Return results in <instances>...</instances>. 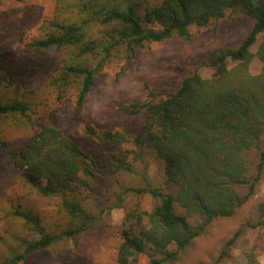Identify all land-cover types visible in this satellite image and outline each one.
Returning <instances> with one entry per match:
<instances>
[{
	"label": "trees",
	"instance_id": "trees-1",
	"mask_svg": "<svg viewBox=\"0 0 264 264\" xmlns=\"http://www.w3.org/2000/svg\"><path fill=\"white\" fill-rule=\"evenodd\" d=\"M97 3L105 4L100 7ZM108 4V7H107ZM82 10L101 16L103 24H113L108 32V52L115 44L125 42L129 48L147 41H161L172 35L187 37L191 25L203 26L224 16L226 11L240 9L252 24L236 46L214 49L202 68H196L168 94L149 92L148 99L133 106L146 116L140 131L131 141L136 152L132 161L146 149L162 162L158 169L160 185L146 180L143 186H129L117 193L114 205L120 206L124 193L134 197L126 209L121 243L116 250L117 264H138L137 255L146 254L150 264L179 263L193 239L216 217H230L245 203L258 186L264 170V0H161L146 10L136 12L130 0H82ZM157 26V27H155ZM86 31L81 24L57 25V32L35 39L31 46L48 49L52 46L82 43ZM94 40L85 43L80 53L94 52ZM256 61L258 70L250 64ZM97 69L82 63L66 64L58 76L60 84L76 83V104L82 105L91 90ZM5 79L0 77V116L24 114L26 101L2 98ZM86 134L101 141L124 142L123 133L96 131L87 127ZM21 178L43 196H59L67 211L79 220L74 228L60 234L47 232L36 218L16 211L31 224L37 239L24 241V249L0 264H17L32 252L51 245L64 235L73 236L97 221L77 201L66 197L68 186L88 189L87 177L103 175L95 160L61 130L46 125L30 137L20 150H12L0 140ZM128 150L108 152L102 163L104 170H128ZM44 181H43V180ZM148 194L151 210L140 207V198ZM177 204L184 210L178 213ZM106 210V211H105ZM261 215L264 206L259 205ZM198 215L191 226L188 217ZM247 221L226 239L215 262L231 257L230 248L246 227L262 224ZM249 262L256 264L250 254ZM206 264V263H200Z\"/></svg>",
	"mask_w": 264,
	"mask_h": 264
},
{
	"label": "rangeland",
	"instance_id": "rangeland-1",
	"mask_svg": "<svg viewBox=\"0 0 264 264\" xmlns=\"http://www.w3.org/2000/svg\"><path fill=\"white\" fill-rule=\"evenodd\" d=\"M160 1L130 0L139 16ZM81 3L82 0H0V77L5 79L1 95L4 101L15 97L29 106L24 114L0 116V140L12 150H20L46 125L61 130L103 171V175L87 177L90 186L87 190L68 186L66 197L98 217L102 208L107 210L83 231L64 235L45 248L33 250L17 264H117L116 250L121 243L126 209L133 206L135 199L124 193L120 206L107 207L114 205L117 193L129 186H143L146 180L160 185L158 169L162 166L146 149L139 160L132 161L136 148L131 139L140 131L146 116L133 103H143L149 92H173L182 78L196 68L208 74L202 63L210 53L219 47L236 46L252 24L240 9L226 11L207 25L189 26L187 37L172 35L132 48L122 42L106 54L102 46L111 41L108 32L114 25L101 23V16L85 13ZM97 5L106 7L102 3ZM73 22L86 31L82 43L48 49L31 46L35 39L56 33L58 24ZM91 40L96 42L97 49L80 53ZM71 63L97 69L82 105L76 104V83L68 80L63 85L58 80L62 67ZM250 69L258 70L256 61L252 60ZM87 127L98 132L118 131L126 140L101 141L87 135ZM120 150H128L130 168L104 170L105 155ZM260 204L264 206V170L252 196L232 216L212 219L186 247L179 263L164 264H252L248 260L250 254L256 264H264V214L261 215ZM152 205L148 194L140 198L143 210H151ZM175 207L178 213H184L177 204ZM17 210L36 218L47 232L56 235L79 224L64 207L61 197L43 196L26 183L0 145V263L22 251L24 241L38 238L31 224L16 214ZM260 216L262 224L246 227L235 240L230 248L231 257L215 262L232 232L247 221L256 223ZM188 221L195 226L198 215L189 216ZM137 263L150 264L144 253L137 255Z\"/></svg>",
	"mask_w": 264,
	"mask_h": 264
}]
</instances>
